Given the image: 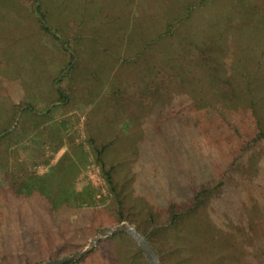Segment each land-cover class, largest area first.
Returning a JSON list of instances; mask_svg holds the SVG:
<instances>
[{"label":"rangeland","instance_id":"374dc122","mask_svg":"<svg viewBox=\"0 0 264 264\" xmlns=\"http://www.w3.org/2000/svg\"><path fill=\"white\" fill-rule=\"evenodd\" d=\"M37 1L59 40L35 0H0V264L120 222L165 264H264V0ZM144 261L117 233L78 264Z\"/></svg>","mask_w":264,"mask_h":264},{"label":"trees","instance_id":"16d2710c","mask_svg":"<svg viewBox=\"0 0 264 264\" xmlns=\"http://www.w3.org/2000/svg\"><path fill=\"white\" fill-rule=\"evenodd\" d=\"M34 12H35V15H36L35 19H36V23H37L38 29L41 30L42 32H44L45 34H49L53 38L59 40L57 35L54 32H52V30L49 28V26L47 24V20H46L47 19L46 13H45V11L43 9V6L37 0H35V3H34ZM59 94H60V97L62 99L65 98L63 93H61L60 91H59ZM3 132L4 131H1L0 135ZM260 134H262V133H259V135ZM105 148H106L105 144H102V145H100L99 148H96V154H97L96 155V160H97V163H98V165L100 167V170H101V173H102V177H103V179H104V181H105L110 193L112 194V199L115 201V203L117 205L116 211L120 212L119 208H121L123 206V201H124V199H123L124 198L123 189H122L123 187H122V185L117 184L115 182V180L113 179L112 167H106L105 164H104L103 159H101V153H102V151ZM206 191H207V188H202L199 191H197L195 193L194 197L192 198V201H191L190 205H188L186 207H182V208L181 207H173V206L169 207L168 210L170 212V215L168 217V223L175 225L176 220L178 218H184V217H187L190 214H193L195 208L201 202L200 199H199L201 194L205 193ZM151 216H153V215L151 214ZM122 220H124V219H122V216H119L118 222H120ZM137 230L147 238V240L149 241V243L152 245V247L154 248V250L156 252L159 248H158V245H157L156 241L152 237V233H149L146 230H139L138 228H137ZM131 241H132V239H131ZM132 243H133V241H132ZM133 245H134L137 253L139 254V256L144 258V255H143L142 251L134 243H133ZM82 259H83V256L81 257V259L79 258V259H76V260L70 261V262H72V263L75 262L73 264H78V263L81 262ZM144 263L147 264L145 261H144ZM161 264H165L163 260H162Z\"/></svg>","mask_w":264,"mask_h":264},{"label":"water","instance_id":"95a60500","mask_svg":"<svg viewBox=\"0 0 264 264\" xmlns=\"http://www.w3.org/2000/svg\"><path fill=\"white\" fill-rule=\"evenodd\" d=\"M117 233H125L132 239L133 243L142 251L147 264H161L158 255L147 238L141 234L133 224L128 222H120L116 225L100 230L95 236L89 239L88 244L79 252L59 259L47 260L41 262L40 264H64L66 262L79 259L87 254L100 239Z\"/></svg>","mask_w":264,"mask_h":264}]
</instances>
